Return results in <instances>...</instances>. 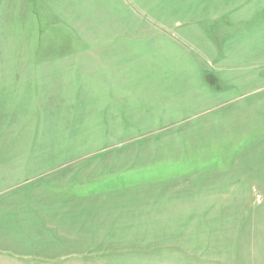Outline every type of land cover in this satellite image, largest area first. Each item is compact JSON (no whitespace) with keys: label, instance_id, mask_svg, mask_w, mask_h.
<instances>
[{"label":"rangeland","instance_id":"rangeland-1","mask_svg":"<svg viewBox=\"0 0 264 264\" xmlns=\"http://www.w3.org/2000/svg\"><path fill=\"white\" fill-rule=\"evenodd\" d=\"M0 264H264V0H0Z\"/></svg>","mask_w":264,"mask_h":264}]
</instances>
